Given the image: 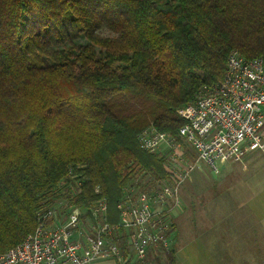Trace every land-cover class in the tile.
I'll return each instance as SVG.
<instances>
[{
  "label": "trees",
  "instance_id": "1",
  "mask_svg": "<svg viewBox=\"0 0 264 264\" xmlns=\"http://www.w3.org/2000/svg\"><path fill=\"white\" fill-rule=\"evenodd\" d=\"M231 50L264 57V0H0V252L76 181L115 221L126 186L165 176L139 131L177 135Z\"/></svg>",
  "mask_w": 264,
  "mask_h": 264
},
{
  "label": "built area",
  "instance_id": "2",
  "mask_svg": "<svg viewBox=\"0 0 264 264\" xmlns=\"http://www.w3.org/2000/svg\"><path fill=\"white\" fill-rule=\"evenodd\" d=\"M221 79L203 86L194 101L176 109L184 120L177 135L152 126L137 134L138 145L163 159L165 176L128 185L108 221V203L97 196L88 206L71 199L79 182L37 213L35 229L0 252V264H88L112 258L118 264H147L162 258L175 238V210L184 180L200 164L212 173L219 162L239 161L245 152L264 153V57L246 59L231 50Z\"/></svg>",
  "mask_w": 264,
  "mask_h": 264
},
{
  "label": "crops",
  "instance_id": "3",
  "mask_svg": "<svg viewBox=\"0 0 264 264\" xmlns=\"http://www.w3.org/2000/svg\"><path fill=\"white\" fill-rule=\"evenodd\" d=\"M200 164L184 180L175 210L172 256L160 264H264V153ZM150 257L147 264L155 263ZM88 264H118L112 258Z\"/></svg>",
  "mask_w": 264,
  "mask_h": 264
},
{
  "label": "rangeland",
  "instance_id": "4",
  "mask_svg": "<svg viewBox=\"0 0 264 264\" xmlns=\"http://www.w3.org/2000/svg\"><path fill=\"white\" fill-rule=\"evenodd\" d=\"M144 180H146V179L144 178ZM182 184H183V183H182ZM181 186H182V185H181ZM100 196H101V195H100ZM96 197H97V196H96ZM96 197H95V198H96ZM148 263H151V262H148Z\"/></svg>",
  "mask_w": 264,
  "mask_h": 264
}]
</instances>
